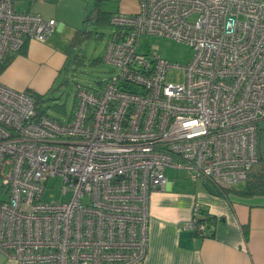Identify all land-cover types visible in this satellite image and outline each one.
Returning a JSON list of instances; mask_svg holds the SVG:
<instances>
[{
  "label": "built area",
  "instance_id": "built-area-1",
  "mask_svg": "<svg viewBox=\"0 0 264 264\" xmlns=\"http://www.w3.org/2000/svg\"><path fill=\"white\" fill-rule=\"evenodd\" d=\"M14 2L0 0V68L58 25ZM110 23L103 60L117 72L79 85L68 120L38 117L31 93L0 81V250L17 264H138L166 170L224 191L260 162L264 0H139ZM143 34L189 45L191 61L139 51ZM56 177L62 196L44 199ZM205 218L196 202L184 226L207 235Z\"/></svg>",
  "mask_w": 264,
  "mask_h": 264
},
{
  "label": "crops",
  "instance_id": "crops-1",
  "mask_svg": "<svg viewBox=\"0 0 264 264\" xmlns=\"http://www.w3.org/2000/svg\"><path fill=\"white\" fill-rule=\"evenodd\" d=\"M96 1L28 0L29 8L21 11L56 19L58 25L46 41L29 40L21 51L10 54L12 59L1 71L0 81L19 91L46 93L70 59V45ZM100 1L111 15L133 14L139 7V0ZM253 169L244 185L235 187L245 189L257 170ZM206 183L193 182L179 172L174 180L168 178L164 189L151 194L149 248L138 264H264V194H220L216 189L215 195ZM196 202L211 218L210 234L200 235L184 226ZM0 264L17 263L0 250Z\"/></svg>",
  "mask_w": 264,
  "mask_h": 264
},
{
  "label": "rangeland",
  "instance_id": "rangeland-1",
  "mask_svg": "<svg viewBox=\"0 0 264 264\" xmlns=\"http://www.w3.org/2000/svg\"><path fill=\"white\" fill-rule=\"evenodd\" d=\"M27 1L28 0H15V9L27 10L29 8ZM32 3L35 4L36 1ZM31 9L36 11L35 8ZM91 29L93 33L88 41L84 42L81 48H74L71 50L70 59L63 70L58 73L53 85L46 93L39 94L42 96L41 98H43L41 102L42 108H44L50 116L60 121L68 120L69 116L73 113L75 96L79 85L90 89H98L105 80L117 72L116 67L112 64L104 60L98 61V59L104 58L107 44L116 30V27L112 24L102 23L91 27ZM98 33H102L103 36H97ZM139 51H156L161 57L169 60L173 64L183 66L191 61L194 54L192 47L187 44L177 42L171 38L149 34H143L141 36ZM77 55L82 58V62L76 63L75 58ZM94 60H97V62H93ZM169 76L170 79L174 81H181L183 70L174 69ZM257 142L258 155L261 161L264 160V120L259 124ZM261 167L262 163H257L253 170L260 169ZM177 174H179V172L176 170H166V176L169 179L174 180L177 178ZM243 185L244 184L241 183L238 186L241 187ZM62 189V179L60 177L51 178L46 183L44 199H59L62 196ZM67 197L68 196H65V198Z\"/></svg>",
  "mask_w": 264,
  "mask_h": 264
},
{
  "label": "trees",
  "instance_id": "trees-1",
  "mask_svg": "<svg viewBox=\"0 0 264 264\" xmlns=\"http://www.w3.org/2000/svg\"><path fill=\"white\" fill-rule=\"evenodd\" d=\"M110 19H111V14L104 11L102 8V2L100 0H97L92 10L86 15L84 19V27L77 31V34L75 35L70 45V52L74 48H78V49L81 48L82 44L88 41V39L91 37L93 33L91 27L97 26L102 23L111 24ZM97 36L101 37L103 36V34L98 33ZM11 59H12V56L11 58L10 57L6 58V60L4 61V63L2 64L0 68L1 71L7 67ZM101 60L103 59L102 58L98 59V61H101ZM75 61L76 63H80L82 62V58L79 55H77V57L75 58ZM93 62H97V60H94ZM28 92L31 93L36 99L37 116L39 117L42 115H49L47 111L41 106V102L43 100V98H41L42 96H40L39 94L35 93L32 90H28ZM260 162L262 163V167L260 169H257L256 172H254L253 178L249 179V181L246 184L245 189H238V187H233V188L226 189L224 191L219 190V193L221 194V193L226 192V194H228L230 192H236V193L245 194V195L264 194V160H261ZM205 221L208 222V226H209L210 225L209 222L211 221V218L206 216ZM245 231H246V236H247L248 234L247 227L245 228Z\"/></svg>",
  "mask_w": 264,
  "mask_h": 264
},
{
  "label": "water",
  "instance_id": "water-1",
  "mask_svg": "<svg viewBox=\"0 0 264 264\" xmlns=\"http://www.w3.org/2000/svg\"><path fill=\"white\" fill-rule=\"evenodd\" d=\"M205 187H206V189H207L210 193L215 194V195L218 194V191L216 190V188H215L211 183L207 182V183L205 184ZM209 234H210V233H209Z\"/></svg>",
  "mask_w": 264,
  "mask_h": 264
}]
</instances>
